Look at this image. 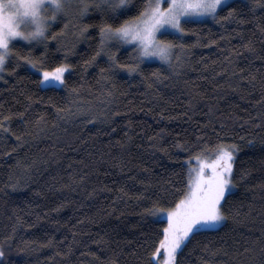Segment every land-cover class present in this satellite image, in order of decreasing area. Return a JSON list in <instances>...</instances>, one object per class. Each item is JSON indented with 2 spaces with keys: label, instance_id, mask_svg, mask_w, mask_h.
Masks as SVG:
<instances>
[{
  "label": "trees",
  "instance_id": "trees-1",
  "mask_svg": "<svg viewBox=\"0 0 264 264\" xmlns=\"http://www.w3.org/2000/svg\"><path fill=\"white\" fill-rule=\"evenodd\" d=\"M228 5V19L223 8L216 20L186 24L182 39L160 35L175 45L171 65L144 61L132 73L122 65L138 63L133 48L96 56L99 27L132 20L143 0L115 23L93 7L75 36L49 39L47 50L15 42L0 80V120L9 116L11 129L0 133L3 264H148L167 222L146 210L174 209L187 189L185 162L194 167L201 148L213 155L221 143L237 146L227 219L198 232L177 261L261 264L264 6ZM41 53L45 68L70 66L61 88H41L23 60L11 71L17 54Z\"/></svg>",
  "mask_w": 264,
  "mask_h": 264
},
{
  "label": "snow or ice",
  "instance_id": "snow-or-ice-1",
  "mask_svg": "<svg viewBox=\"0 0 264 264\" xmlns=\"http://www.w3.org/2000/svg\"><path fill=\"white\" fill-rule=\"evenodd\" d=\"M253 6H264V0H252ZM131 0H0V73L7 70V61L13 56V49L17 40L31 44H43L48 48L46 41L56 40L66 33L71 21L64 23L60 33L49 30L58 21L71 16L79 21L94 7L102 13L113 14L109 18L115 23L119 15L125 14L129 9ZM163 5H167L164 7ZM228 8V19L233 14L227 0H143V6L138 16L132 20H125L117 27L103 21L99 27V47L96 56L107 52V44L110 40H118L125 44H132L138 53L136 64L122 65L132 73L139 68V63L146 59L158 58L160 61L171 65L172 49L175 45L172 41L159 39L158 33L164 35L168 29L176 34L177 39H182L185 33V25L195 22V17H211L216 20L219 11ZM89 25H82L78 35L83 37ZM162 29L165 32H162ZM182 47V45H181ZM44 53L41 58L32 55L22 56L17 54V62L12 67L14 73L21 67L20 60L35 69L41 79V85L56 88L65 83V72L69 65L59 63L54 68L44 67ZM96 56L85 61L86 64L95 61ZM113 64L114 56H109ZM103 71V70H102ZM153 75H158L153 73ZM3 77L0 76V79ZM20 115H23L22 113ZM9 116L0 120V133L11 131L5 123ZM19 140L20 137L17 136ZM237 146L217 144L213 153L214 158L208 157L205 148L200 149L196 160L199 168L191 167V157L185 162L188 168V184L182 198L176 203L174 209L167 210L168 226L163 229V238L159 240V247L152 253L153 260L148 264H154L155 258L163 249V264H178L177 256L180 250L198 233L214 230L227 219L224 212V204L228 195L235 187L233 183L234 162ZM205 169H210V174ZM195 174V175H193ZM243 177H241L242 179ZM15 187V186H13ZM152 216L157 215V210L147 209ZM160 211H165L160 209ZM5 252L0 248V264H3ZM155 264H159L155 261ZM261 264H264L262 259Z\"/></svg>",
  "mask_w": 264,
  "mask_h": 264
},
{
  "label": "rangeland",
  "instance_id": "rangeland-1",
  "mask_svg": "<svg viewBox=\"0 0 264 264\" xmlns=\"http://www.w3.org/2000/svg\"><path fill=\"white\" fill-rule=\"evenodd\" d=\"M232 1H234V0H227V3H230V2H232ZM164 7H166L167 5H163ZM195 21H202V20H210V19H212L211 17H195V18H193ZM60 21H62V23L64 24V23H66V22H69V21H71V23H70V25H69V28L66 30V33L64 34V35H62L61 36V38L64 40V39H71L72 37H73V35L75 36V33H76V20H74V19H72V17L71 16H69V17H65V18H63L62 20H60ZM64 26V25H63ZM162 32H165V30H163L162 29ZM165 33H172V30L171 29H168ZM158 35V37H159V39H161L160 38V33H158L157 34ZM61 39V40H62ZM162 40V39H161ZM16 42H19V43H28V42H26V41H20V40H17ZM33 42H35V41H33ZM32 42V43H33ZM123 48H133L134 50H135V47L132 45V44H125V43H122V42H120V41H118V40H110V41H108V44H107V52L105 53L106 55H109V54H111V52H114V51H118V50H120V49H123ZM136 51V50H135ZM114 54H115V52H114ZM136 55L138 56V53L136 52ZM11 60V58L9 59V61ZM9 61H7V63L9 62ZM144 61H154V62H160V63H164V62H162V61H160L158 58H151V59H146V60H144ZM26 65V64H25ZM26 67L30 70V71H32V72H34V73H36V74H38L39 76H40V74L35 70V69H32L31 67H29L28 65H26ZM69 70V69H68ZM68 72V71H67ZM67 72H65V74L67 73ZM64 74V75H65ZM0 76H2V73H0ZM40 79H41V77H40ZM1 80V79H0ZM40 86H41V88H47V87H50V86H48V85H41L40 84ZM63 85H61V86H58V87H56V88H61ZM208 157H212V158H214V156L211 154V155H208L207 157H205V160L207 161V162H210V160H208L207 158ZM199 164L197 163V160L195 161V166H194V168H199ZM206 171H208L209 172V174H210V169H205ZM193 175H195V174H193ZM155 218H159V219H162V220H165L166 222H167V226H168V220H167V211H160V212H157V215L155 216ZM220 225H218L216 228H218ZM155 261H158L159 262V264H163V261H164V255H163V249H162V252H161V254L158 256V257H156L155 258ZM155 261H154V263H155Z\"/></svg>",
  "mask_w": 264,
  "mask_h": 264
}]
</instances>
